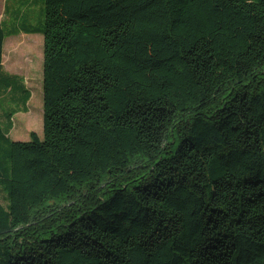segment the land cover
Returning a JSON list of instances; mask_svg holds the SVG:
<instances>
[{"label": "trees", "instance_id": "obj_1", "mask_svg": "<svg viewBox=\"0 0 264 264\" xmlns=\"http://www.w3.org/2000/svg\"><path fill=\"white\" fill-rule=\"evenodd\" d=\"M41 5L43 139L0 22V264H264V0Z\"/></svg>", "mask_w": 264, "mask_h": 264}, {"label": "rangeland", "instance_id": "obj_2", "mask_svg": "<svg viewBox=\"0 0 264 264\" xmlns=\"http://www.w3.org/2000/svg\"><path fill=\"white\" fill-rule=\"evenodd\" d=\"M8 0H0V19H5V2ZM8 4V3H7ZM9 27L6 30H11L16 21L15 10L18 5L15 2H9ZM21 7V4H19ZM41 3L39 1L34 4L30 10L37 18L34 24L39 21V9ZM30 13V11H29ZM8 17V16H7ZM8 19V18H7ZM40 35H38L39 37ZM34 37V36H33ZM15 38V37H11ZM10 39V38H9ZM42 39L34 40V43L29 41H21L17 45L11 39L6 44L4 70L12 75H17L24 80L26 87L31 91V100L25 110L22 108L13 117V129L10 131V137L14 141L27 142L30 140V134L35 132L43 139V42ZM15 45V46H14ZM17 105L11 102L9 98H0V125L6 124V119L3 114H10L16 111Z\"/></svg>", "mask_w": 264, "mask_h": 264}, {"label": "crops", "instance_id": "obj_3", "mask_svg": "<svg viewBox=\"0 0 264 264\" xmlns=\"http://www.w3.org/2000/svg\"><path fill=\"white\" fill-rule=\"evenodd\" d=\"M39 1V3L42 2V0H8L7 2H5V8L4 10H6V7L8 6L12 8V6H9V2H15L18 5V9L15 10L16 13H18V20L17 22L14 24V27L11 28V30H7V32H9V35L7 36L6 40H5V44H4V56H3V63H2V68L1 71L3 73L9 74L4 70V64H5V54H6V44L7 41H10L11 39L15 42V45H17L18 43H20L21 41H29L30 43H34V40L36 39H42L41 41L43 42V47H44V37L41 34H30L29 32H26L24 30L21 29L22 25L26 22H28L30 24V26L32 27H36L38 26L37 24L43 19V5H41L40 9H39V22L37 24H34L35 20L37 18H35V15L33 13L34 10H30V8H32L34 6L35 3H37ZM8 3V4H7ZM19 4H21V7L19 6ZM30 11V13H29ZM8 13V10H6L5 13V19L3 18L0 19V22H3L4 27L6 28L7 26L9 27V15H6ZM8 16V17H7ZM8 18V19H7ZM8 22V23H7ZM38 35H40L38 37ZM34 36V37H33ZM11 37H15V38H11ZM10 38V39H9ZM23 41V42H24ZM14 45V46H15ZM43 62H44V56H43ZM12 75V74H9ZM17 76V75H14ZM22 84L24 85V87L29 90L25 83L24 80L22 79Z\"/></svg>", "mask_w": 264, "mask_h": 264}]
</instances>
